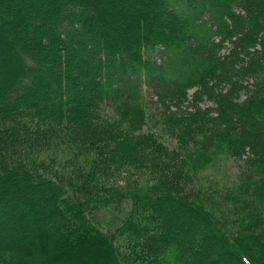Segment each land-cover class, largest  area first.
<instances>
[{
    "label": "trees",
    "instance_id": "obj_1",
    "mask_svg": "<svg viewBox=\"0 0 264 264\" xmlns=\"http://www.w3.org/2000/svg\"><path fill=\"white\" fill-rule=\"evenodd\" d=\"M211 260L264 264V0H0V264Z\"/></svg>",
    "mask_w": 264,
    "mask_h": 264
},
{
    "label": "rangeland",
    "instance_id": "obj_2",
    "mask_svg": "<svg viewBox=\"0 0 264 264\" xmlns=\"http://www.w3.org/2000/svg\"><path fill=\"white\" fill-rule=\"evenodd\" d=\"M226 50L227 49H224L223 52H226ZM254 81H255L254 77H246L243 80L244 84L249 86L248 89L254 86ZM225 89L227 88H224V90ZM248 89L241 91L239 100H243L247 96ZM194 91L195 88L189 90V97L185 101V103L182 104L183 109L185 110L190 109V105L192 103V94L194 93ZM200 106H202L203 108H207V107L213 108L216 106V104L211 99H208V97H204V99H202V101L200 102ZM163 140L167 145L170 146L175 145L176 143V142H171L172 140H170L168 137L164 138ZM219 164H220V169L218 170L217 168ZM245 167L246 166L244 164V161L242 160L223 159L222 161H220V163H218V165H215V167L210 165L207 170H204V172L200 173L199 176L195 178L194 181L195 187H199L200 185H203L202 187L212 186L216 184V181L217 183L220 182L225 185L230 184V182H233V180L238 178L240 175H243V173L245 172ZM63 170L65 171V174H67L68 177L70 178L77 177V170H74V168L70 166L66 168L65 166L62 167L59 166V171L63 172ZM124 179H125V175H122L118 181L122 180L120 181V183H123ZM128 208H129V204L125 203L124 206H115L106 209L96 210L93 213V218L95 222H97L100 225L102 229H113L122 222L123 215L125 214L126 210H128ZM38 256L42 257V254H38ZM223 257L224 259L225 258L229 259L230 262H234V260L225 253L223 254ZM210 264H222V263L221 261L218 262L215 260H211Z\"/></svg>",
    "mask_w": 264,
    "mask_h": 264
}]
</instances>
